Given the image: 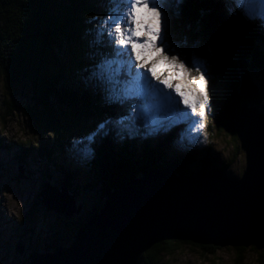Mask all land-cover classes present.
<instances>
[{
  "label": "trees",
  "instance_id": "1",
  "mask_svg": "<svg viewBox=\"0 0 264 264\" xmlns=\"http://www.w3.org/2000/svg\"><path fill=\"white\" fill-rule=\"evenodd\" d=\"M111 1L0 0V75L5 78L8 89L13 85H20V82L29 85L33 91L32 102L26 107V111L23 109V113L33 120L38 119L42 128L52 133L53 139L50 142L47 139L36 143L29 140L21 146L22 151L25 154H32V159L38 157L40 159L38 164L42 165V171L48 176L52 172L54 175H60L59 186L71 189L72 183L80 180L86 189H93L99 185L104 197L116 184L140 178L155 165L171 166L175 172L183 174L195 172L190 168L191 165H197L201 170L214 168L225 172V165L216 159L212 162L208 154L202 157L192 150L186 154L173 153L169 150L172 152L170 154L162 149V141L153 148L149 140L148 149L142 150V146L140 149L135 141L145 132L141 119L126 121L128 125H132L129 127H133L135 133L128 131L123 139L119 138L118 125H114L115 129L109 124L106 125L110 134L96 137L93 145L94 154L86 163L89 169L87 173L82 168L76 169V172H65L62 165L56 161L61 159L63 166L65 165L67 162V158H64L65 152L67 154L72 146L70 140H73V137H82L84 131L79 129H87V132L94 129L96 118L91 119L93 116L98 117V122H102L107 117L117 119L129 114L126 107L130 106L131 101L123 106L101 105L99 90L96 87L93 90L91 84H88L92 80L91 72L89 73L87 68H90V65L94 66L96 61L93 48L89 46V49L83 50L84 44L98 47L95 54L101 51L99 61L111 57V41L107 38L106 42L98 33L99 27L108 28L104 20L108 16L106 9H109ZM228 4L225 0H187L180 6L178 13L171 10L173 19L167 35L173 43L181 44L183 53L188 54L191 52L190 46L199 38L198 31L195 34L193 30L200 26L202 18L207 17V21H204L210 34L204 35L220 57L221 69L219 62L218 66L225 88L223 116L230 113L227 115L228 128L236 138L234 125L240 117L241 104L246 102L258 106L262 101L260 87L252 80V73L264 70V48L261 47H264V34L246 22L227 21L233 17L229 15L235 11ZM177 15L182 18H178ZM213 26L216 27L215 30L210 29ZM84 36L89 37L88 41ZM224 37L233 43V50L226 47L222 41ZM120 79L125 77L121 76ZM51 99L66 104L69 108L78 107L75 111L79 110L86 116L78 117V121L70 124L69 122L63 124L60 121L57 123L52 120ZM36 108H39V111ZM74 128H79L76 129L79 131L76 133ZM54 150L59 157L54 155ZM153 152L157 153V157ZM19 157L21 161L27 158L22 155ZM216 163H221L222 167L218 168ZM81 171L83 173L80 176ZM92 212L95 213L96 210ZM84 223L75 227V235ZM18 229L21 232L25 227ZM184 243L213 256L219 249L192 242L169 240L155 244L145 251L142 255L143 263L169 264V260H174L175 252ZM234 251L237 255V264H244L247 248L234 247Z\"/></svg>",
  "mask_w": 264,
  "mask_h": 264
},
{
  "label": "rangeland",
  "instance_id": "2",
  "mask_svg": "<svg viewBox=\"0 0 264 264\" xmlns=\"http://www.w3.org/2000/svg\"><path fill=\"white\" fill-rule=\"evenodd\" d=\"M186 1L181 0L180 3H177L176 0H162L161 7L166 16L164 43L171 50L169 54H178L188 64H191L195 59H199L205 65L210 107L208 109V115L203 122L204 127L192 133L187 131L186 124L178 123L167 131L161 130L158 134H148V129L145 128L143 122L141 125L144 127L145 132L140 134V137H143L147 143L150 140L153 148L158 142L162 141V149L170 154L172 153L170 151L186 154L189 150L196 152L202 157L208 154L212 158V162L215 161L213 159H216L225 165L224 169L227 176L240 178L246 168V156L241 148L238 137L235 138L230 128H228L227 121H229V118L227 115H230V113L223 116V111L225 110L224 82L222 81L221 72L218 70L215 52L201 34L203 25L200 24L197 28L201 37L190 46L191 52L188 54L183 53L180 48L181 44L173 43L167 38L166 29L171 19V10L173 9L175 13H178L177 11H179L180 6ZM228 1L229 7L231 6L235 11L229 15V17H233L231 19L228 18L227 21L246 22L247 25L254 26L258 32L264 34V26L260 24L256 26L258 22H250L242 15V13H247L259 16L261 13H264V3L259 2V0H255L252 3H249L248 0H242L241 3L237 4L233 3V0H225L227 3ZM117 7L123 12L126 7L124 0L111 1L109 9H106L107 18L113 14V10ZM107 18L104 20V23ZM205 20L207 21V17ZM102 28L104 34L101 36L107 42V32L110 29L102 26L99 27V35V31ZM89 31L91 33L92 28ZM88 38L85 37L87 41ZM89 46L94 50L96 63L99 62L98 59H101V51L96 55L95 52L98 47H93L87 43L84 44L83 50L89 49ZM261 47L264 48L263 46ZM110 50L112 55V43H110ZM148 59L151 61L152 57L149 56ZM90 66V68H87L89 73L93 68V65ZM168 67L167 64L163 63L157 65L156 71L161 78H167L171 75L167 70ZM145 70L140 69L139 71ZM191 75L198 78L199 74L192 71ZM148 78L151 79L150 74ZM252 78L260 87L262 101L258 105V108L264 113V70L258 73H252ZM152 83L156 84L158 82L152 81ZM171 83L173 85L186 84L188 81L187 79H173ZM5 84V78L0 75V264H29L30 256L34 252H54L55 248L69 246L75 238V227L82 222H86L91 216L90 214L94 213L92 212L93 210H96V212L99 211L104 205L106 198L102 195L99 185L93 189H86L84 184L78 180L75 184L72 183V188L69 189V193L74 195L77 205H82V210L78 214L64 219L60 213L53 210L48 211L44 207L39 196L42 185L50 182L52 186H59L58 183L61 181L60 175H54V172L49 174V176L45 174L41 169L42 165L38 164L40 163V159L38 157L32 159V154H25L21 146L29 140L33 141V143L47 141V139L49 142L53 141L52 133L43 129L38 119L33 120L23 113V109L26 111V107L32 102L31 96L33 95V91L29 85L26 82H20V85H13L11 89H8ZM88 84H91L93 90L95 89L93 81H90ZM159 87L163 88V85H159ZM165 91L170 90L166 89ZM34 94H36L35 90ZM172 94L175 96L174 92ZM99 96L101 105L109 104L100 91ZM176 99L178 100L179 97H176ZM139 103L138 100H132L130 106L126 107L127 112L129 113V109L133 104ZM180 107L183 106L180 105ZM74 108H69L66 104H61L51 99L50 109L52 120L57 123L60 121L63 124L65 122H69L70 124V122L78 121V117L86 116L79 110L75 111L78 107ZM36 109L39 111V108ZM94 118H96L95 124L97 126L100 121L98 122V117L94 116L91 119ZM105 120L114 122L116 118L110 119L107 117L103 121ZM87 122H90V120H87ZM163 123L167 126L169 121L165 120ZM109 125L114 129L116 128L114 127L116 125L115 123H110ZM96 126L93 130H95ZM129 126L132 125L130 124ZM67 128L71 129L70 126H67ZM119 128V138H124V134L128 133V131L132 134L135 133L133 127L122 129L119 126ZM76 129L79 128L73 129L76 133L79 130L84 131L82 136L90 133L87 132V129ZM77 138L79 137H73V140H70L72 146H70L67 154L65 152L64 158H67L65 165L63 166L61 159H57L56 161L62 165L65 172H76V169L82 168L87 173L89 169H87L86 163L92 157L87 160H82L77 155V150L74 146V141ZM143 144L146 145L145 142ZM54 153L56 157H59L56 150H54ZM153 154L157 157V153L153 152ZM20 155L25 156V158L27 157L26 160L21 161ZM216 166L218 168L222 167L221 163H216ZM190 168L195 171L199 169L197 165H191ZM82 173L81 171L80 176ZM24 227V231L20 232L18 228ZM20 235H25V237ZM54 246L56 247L54 248ZM159 257L161 259V255ZM143 259L141 256L138 264H144ZM169 264H237V255L234 247L219 248L215 256H213L203 253L201 249L195 246L184 243L175 252L174 260H169ZM244 264H264V239L247 248Z\"/></svg>",
  "mask_w": 264,
  "mask_h": 264
},
{
  "label": "water",
  "instance_id": "3",
  "mask_svg": "<svg viewBox=\"0 0 264 264\" xmlns=\"http://www.w3.org/2000/svg\"><path fill=\"white\" fill-rule=\"evenodd\" d=\"M170 18L166 33L172 14ZM204 20L199 23L207 40L204 34L210 30ZM201 34L198 31L199 37ZM222 41L233 50L230 40L224 37ZM209 44L218 66L219 54ZM234 131L246 156L240 178L214 168L183 174L171 166L155 165L140 178L116 184L69 246L44 254L34 252L29 264H138L150 247L169 240L217 248H249L263 240L264 113L258 106L243 102ZM144 140L139 137L135 142L146 150L149 145ZM39 196L48 211L58 212L64 219L82 210L64 186L46 182Z\"/></svg>",
  "mask_w": 264,
  "mask_h": 264
},
{
  "label": "snow or ice",
  "instance_id": "4",
  "mask_svg": "<svg viewBox=\"0 0 264 264\" xmlns=\"http://www.w3.org/2000/svg\"><path fill=\"white\" fill-rule=\"evenodd\" d=\"M176 2L180 3L181 0ZM241 2L233 0V3ZM259 2L264 3V0ZM124 3L126 7L123 12L117 7L105 21L110 29L107 35L113 53L93 66L90 78L109 104L123 106L132 100L140 103L133 104L127 116H120L114 122L102 121L95 130L77 138L74 146L82 160L92 157L96 137L107 136L106 125L110 123L128 129L126 121L141 119L148 134H158L161 130L167 131L178 123H184L188 132L195 133L204 127L203 122L208 115L210 105L205 65L199 59L188 64L178 54H169L171 50L164 43L166 16L161 7L162 0H124ZM242 15L246 20L264 26V13L259 16ZM103 34L102 28L100 35ZM149 56L152 57L151 61ZM161 63L169 66L167 70L171 75L167 78H161L156 71ZM192 71L199 74L198 78L191 75ZM149 74L151 79L148 78ZM121 76L125 79H120ZM173 79H187L188 83L173 85ZM159 85H163V88ZM165 120L169 121L167 126L163 123Z\"/></svg>",
  "mask_w": 264,
  "mask_h": 264
},
{
  "label": "bare ground",
  "instance_id": "5",
  "mask_svg": "<svg viewBox=\"0 0 264 264\" xmlns=\"http://www.w3.org/2000/svg\"><path fill=\"white\" fill-rule=\"evenodd\" d=\"M228 3H229V1H228ZM256 26H259V22H258V24H256ZM44 253H46V252H44ZM44 253H43V254H44Z\"/></svg>",
  "mask_w": 264,
  "mask_h": 264
},
{
  "label": "clouds",
  "instance_id": "6",
  "mask_svg": "<svg viewBox=\"0 0 264 264\" xmlns=\"http://www.w3.org/2000/svg\"><path fill=\"white\" fill-rule=\"evenodd\" d=\"M56 249V248H55ZM48 253V252H47Z\"/></svg>",
  "mask_w": 264,
  "mask_h": 264
}]
</instances>
